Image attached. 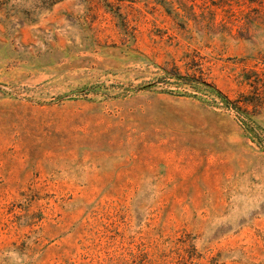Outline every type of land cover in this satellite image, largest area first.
Segmentation results:
<instances>
[{
  "label": "rangeland",
  "instance_id": "374dc122",
  "mask_svg": "<svg viewBox=\"0 0 264 264\" xmlns=\"http://www.w3.org/2000/svg\"><path fill=\"white\" fill-rule=\"evenodd\" d=\"M264 0H0V264H264Z\"/></svg>",
  "mask_w": 264,
  "mask_h": 264
},
{
  "label": "trees",
  "instance_id": "16d2710c",
  "mask_svg": "<svg viewBox=\"0 0 264 264\" xmlns=\"http://www.w3.org/2000/svg\"><path fill=\"white\" fill-rule=\"evenodd\" d=\"M262 86L264 87V84Z\"/></svg>",
  "mask_w": 264,
  "mask_h": 264
}]
</instances>
